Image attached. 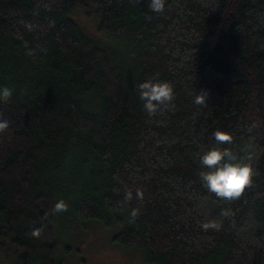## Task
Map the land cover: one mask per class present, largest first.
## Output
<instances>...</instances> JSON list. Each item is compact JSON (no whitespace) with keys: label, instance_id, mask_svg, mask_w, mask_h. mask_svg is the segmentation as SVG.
I'll return each mask as SVG.
<instances>
[{"label":"trees","instance_id":"1","mask_svg":"<svg viewBox=\"0 0 264 264\" xmlns=\"http://www.w3.org/2000/svg\"><path fill=\"white\" fill-rule=\"evenodd\" d=\"M148 2L0 0V86L14 89L0 101V242L14 264H59V219L113 229L142 264H264V0ZM90 12L106 43L75 23ZM148 79L174 90L152 116ZM248 145L254 184L239 200L209 193L200 155Z\"/></svg>","mask_w":264,"mask_h":264},{"label":"clouds","instance_id":"2","mask_svg":"<svg viewBox=\"0 0 264 264\" xmlns=\"http://www.w3.org/2000/svg\"><path fill=\"white\" fill-rule=\"evenodd\" d=\"M166 0H149L148 8L151 12L161 14L165 10ZM30 27V26H29ZM139 98L143 101V109L149 116L155 115L161 105H169L174 98V90L170 83L148 79L138 85ZM14 89L8 86H0V101L7 102L13 96ZM206 93H200L195 97L194 103L203 105L206 103ZM9 121L0 119V133L7 130ZM217 142H227L231 137L222 131L215 133ZM246 152L244 157L238 156L228 149H219L216 147L209 148L199 157L200 171L198 172L199 180L209 193L223 200H239L250 188L258 175L257 169L253 166V154L251 145L242 149ZM207 169V170H205ZM129 193L126 199H131ZM137 198H142V194L137 192ZM65 201H58L54 208V213L67 210ZM139 214V209H133L131 216L135 218ZM224 217L232 215L230 210L222 212ZM202 227L207 230L209 227L219 230L221 225L218 223H205ZM34 232L39 235L41 228H34Z\"/></svg>","mask_w":264,"mask_h":264},{"label":"rangeland","instance_id":"3","mask_svg":"<svg viewBox=\"0 0 264 264\" xmlns=\"http://www.w3.org/2000/svg\"><path fill=\"white\" fill-rule=\"evenodd\" d=\"M80 30L96 43H106L98 32L93 12L79 13L74 18ZM62 216V215H61ZM67 221L59 231L57 259L59 264H142L136 249L123 250L112 241L115 231L96 223L78 224ZM15 252L0 242V264H14Z\"/></svg>","mask_w":264,"mask_h":264}]
</instances>
